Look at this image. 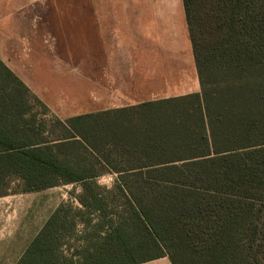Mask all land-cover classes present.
Instances as JSON below:
<instances>
[{
    "label": "trees",
    "instance_id": "16d2710c",
    "mask_svg": "<svg viewBox=\"0 0 264 264\" xmlns=\"http://www.w3.org/2000/svg\"><path fill=\"white\" fill-rule=\"evenodd\" d=\"M182 2L198 93L71 117L52 137L28 106L43 103L0 60V197L80 189L69 192L79 206L61 205L16 264H101L137 250L148 253L120 264H264V0ZM77 222L94 229L81 241H97L73 262L61 249Z\"/></svg>",
    "mask_w": 264,
    "mask_h": 264
},
{
    "label": "crops",
    "instance_id": "0c3cea01",
    "mask_svg": "<svg viewBox=\"0 0 264 264\" xmlns=\"http://www.w3.org/2000/svg\"><path fill=\"white\" fill-rule=\"evenodd\" d=\"M76 5L87 12L48 16L39 22L25 19L21 32L3 25L11 20L0 16V60L57 117L68 119L199 92L182 0ZM70 191L55 204L46 194L35 203L30 195L39 191L21 193L29 202L19 204L24 209L15 204L0 208V264H16L61 205L79 206ZM89 232L90 227L77 222L72 237L66 239L71 246L65 243L62 254L78 262L74 250L83 249L87 242L80 238ZM134 264L172 263L159 257Z\"/></svg>",
    "mask_w": 264,
    "mask_h": 264
},
{
    "label": "rangeland",
    "instance_id": "374dc122",
    "mask_svg": "<svg viewBox=\"0 0 264 264\" xmlns=\"http://www.w3.org/2000/svg\"><path fill=\"white\" fill-rule=\"evenodd\" d=\"M88 1H120V0H0V16L4 17L5 19L7 17L10 18L11 21L5 20L3 21V25H7V27L9 26L10 28L13 29H18L23 30L24 29V20L27 19L28 22L29 20H33L36 22H39L38 20L40 18H44V17H48V16H67V15H82V12L86 11L87 9H83L82 5H79V7H77L76 4L81 3V2H88ZM121 1H151V0H121ZM193 10L195 12V14L198 16V23L196 24V32L198 34V37H202L203 39H205L204 35L202 33L205 32L206 30V24H203L202 22H199V14L202 12V5L201 3H198L196 1V5L193 7ZM13 29H12V33L11 36H14L15 34L13 33ZM31 108V113L33 115L36 116V120L42 122V130L44 129V132H53L52 133V137H55L56 135L61 134L60 132V127L58 125V122H62L65 121L66 119H61L59 117H57L47 106H43L33 100L29 101V105ZM113 179L114 177L112 175H104L100 178L97 179V183L102 186L103 188H111L112 183H113ZM13 190L16 189L15 186L12 187ZM69 190H73V191H77V193L80 192V189L74 186H59V187H55V188H51V189H46V190H40L38 193V195H30L31 198H33L35 203H39V201L43 200V194H46V198H49L51 200H53L52 204H55V202H57V200L60 199L61 195H65L66 192H68ZM26 197H22L19 194L18 195H10L9 197H7L6 199H0V208H4V205H11V204H15L17 205L16 207L20 208H25L21 205H19L20 203H29V202H25ZM34 202L32 201V205L34 204ZM76 204V202H74ZM116 204H114L117 208L119 207V205L123 204L122 199L118 198V200L115 202ZM78 205V204H76ZM112 205V206H114ZM66 206L68 208L70 207V203L68 202V204H66ZM16 207H13L16 208ZM117 210V212H115V214L113 215V219L115 221H120L121 216H123V214H120ZM17 215V213H16ZM123 218V217H122ZM86 218H84L85 221ZM90 220L92 221V224H90V227H94L95 224H98L99 219H97L96 215L93 218H90ZM94 223V225H93ZM89 226V225H88ZM94 229L90 228V232L89 233H93ZM65 240V239H64ZM75 241H72L73 243H75L77 240L74 238ZM97 241V236L93 235V237L89 238L88 241L89 245H92V243H95ZM68 246H71V242L70 241H64ZM80 247H82L83 245L81 243H79ZM88 245V244H86ZM68 250V249H67ZM148 253V251H141V250H137L134 251L131 254H128L127 256H122V257H118L116 259H109L107 261H105L104 263L101 264H120V263H124L126 261L132 260V259H138L143 257L144 255H146Z\"/></svg>",
    "mask_w": 264,
    "mask_h": 264
}]
</instances>
